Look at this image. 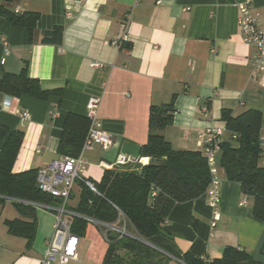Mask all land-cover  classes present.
I'll return each instance as SVG.
<instances>
[{"label":"crops","instance_id":"obj_1","mask_svg":"<svg viewBox=\"0 0 264 264\" xmlns=\"http://www.w3.org/2000/svg\"><path fill=\"white\" fill-rule=\"evenodd\" d=\"M158 1L3 3L9 12L33 13L38 19L32 41L28 42L25 28L0 17V80L6 74L18 75L25 68L43 89H62L59 105L0 91V151L11 132L23 133L13 173L38 170L63 157L58 144L64 120L68 114L86 116L90 96L101 99L97 118L113 144L107 149H81L85 161L82 180L98 183L105 171L136 169L140 155L136 159L122 156V145L142 148L148 138L150 107L171 100L173 123L161 134L179 151H198L201 135L210 128L224 127L222 110L234 116L246 110L260 112L259 166L264 167V76L254 75L253 48L244 42L237 24V5L247 0ZM248 1L256 28L264 33V0ZM54 31L59 32L56 39ZM123 35L128 36L127 43L119 48L110 44ZM91 62H100L103 67L92 68ZM22 112L29 114V120H21ZM228 138L226 132L224 141ZM218 177L221 200L214 227L205 191L195 199L175 202L162 233L150 242L144 241L168 256L169 264H183L185 253L210 262L220 259L228 247L243 250L253 260L264 263V223L253 215L252 198L243 194L239 183L228 181L220 166ZM78 182L69 198L70 210L78 203ZM243 199L246 204L241 206ZM6 204L10 205L8 220L21 219L12 201L0 205L1 209ZM35 207L37 225L30 249L17 250L16 245L25 249L26 242L12 237L15 245L10 246L11 252L0 253L6 258L0 264H39L52 235L54 214ZM122 227V221L113 225L119 230ZM125 230L127 236L135 237L130 224H125ZM83 241L90 243L92 263L100 264V240L89 237L79 238L78 260L70 263H80Z\"/></svg>","mask_w":264,"mask_h":264},{"label":"trees","instance_id":"obj_2","mask_svg":"<svg viewBox=\"0 0 264 264\" xmlns=\"http://www.w3.org/2000/svg\"><path fill=\"white\" fill-rule=\"evenodd\" d=\"M10 1L0 0V17L25 28L27 41L31 42L37 14L9 12L3 3ZM52 35L56 39L59 32L54 31ZM0 91L17 98L27 96L56 105L60 104L62 95V89H43L37 80L28 76L25 68L18 75H4L0 80ZM173 113V100L150 107L148 138L140 152V158H148L147 164L137 163L133 170L105 171L100 182H92L96 193L83 181H77L81 192L78 203L71 210L75 213L71 218V232L80 239L100 240L103 250L100 264H169L168 256L144 241L150 242L152 237L162 233L166 216L175 202L195 199L208 188L210 175L202 153L174 150L161 134L172 125ZM220 120L229 138L221 143L219 166L228 181L239 183L243 194L252 198L253 215L264 223V167L259 166L261 114L246 110L234 116L230 111L222 110ZM88 128L86 116L68 114L58 144L59 154L77 156ZM22 137L21 131L11 132L0 151V205L12 201L21 219L6 220L7 233L24 239L26 249H30L37 225L35 205L58 206L60 201L38 189L37 170L12 172ZM151 188L157 189L155 198L150 196ZM91 220L109 225L124 220L133 228L135 237L124 235L119 238ZM182 262L264 264L253 260L249 253L232 247L226 248L220 259L206 262L185 253Z\"/></svg>","mask_w":264,"mask_h":264},{"label":"built area","instance_id":"obj_3","mask_svg":"<svg viewBox=\"0 0 264 264\" xmlns=\"http://www.w3.org/2000/svg\"><path fill=\"white\" fill-rule=\"evenodd\" d=\"M161 1L159 0L158 3ZM249 1L239 3L237 24L245 43L253 48L251 68L254 75L264 76V33L256 28L255 20L249 9ZM70 15V14H68ZM128 36L113 39L110 44L119 48L123 43H127ZM90 66L95 69L103 67L100 62H91ZM101 99L98 96H90L86 103V118L89 121V128L82 146V151L91 150L94 146L107 149L112 146V138L101 129V123L97 118ZM21 120H29V114L22 112L19 114ZM226 130L224 127H214L208 129L197 141V148L206 160L210 181L206 190L207 204L213 213L211 227L215 226L218 208L220 204V179L218 177L219 164L218 155L220 146L224 140ZM234 138V136H233ZM141 165L148 163L144 158L137 159ZM85 168V161L79 153L77 156H63L52 161L48 165L37 170L36 184L38 189L51 197L60 201L58 206L35 205L45 208L54 214L53 231L51 237L46 241L45 251L39 264H69L78 260L79 238L71 232V218L75 213L68 208L70 195L77 181L82 180L81 174ZM84 184L94 193L96 189L91 181L82 180ZM157 189L151 188L150 196L155 198ZM246 204V200L240 202L241 206ZM96 225L105 227L111 232H115L119 238L126 235L125 224L119 229L113 225L99 223L91 220ZM104 238V237H103ZM105 239V238H104Z\"/></svg>","mask_w":264,"mask_h":264},{"label":"rangeland","instance_id":"obj_4","mask_svg":"<svg viewBox=\"0 0 264 264\" xmlns=\"http://www.w3.org/2000/svg\"><path fill=\"white\" fill-rule=\"evenodd\" d=\"M5 206L6 207H4V209H1V207H0V248H1V250H3L0 252L1 254L4 251H8V250H9V252H11L10 246L14 247L15 244L12 242H14L13 240H16L14 238L12 239L13 236H11L7 233L5 221L8 220V217L10 216V214L7 211V209L10 207V205L6 204ZM17 246L18 245L15 246L17 250H19V251L23 250L24 252H26V250H27L26 246L24 247L25 249L20 248L21 250L19 249V246L18 247ZM81 248H82V254L80 257L81 261L79 264H93L92 260L90 258V254H89L90 243L87 241L86 242L83 241ZM3 259L5 261L6 258L4 256H2V257L0 256V261H3ZM70 264H73V263H70Z\"/></svg>","mask_w":264,"mask_h":264},{"label":"water","instance_id":"obj_5","mask_svg":"<svg viewBox=\"0 0 264 264\" xmlns=\"http://www.w3.org/2000/svg\"><path fill=\"white\" fill-rule=\"evenodd\" d=\"M120 152L122 156H129L133 159H136L140 155L141 147L137 145L125 143L122 145Z\"/></svg>","mask_w":264,"mask_h":264}]
</instances>
